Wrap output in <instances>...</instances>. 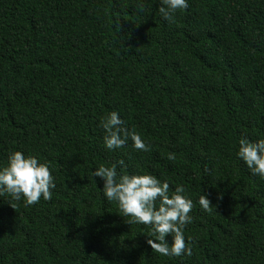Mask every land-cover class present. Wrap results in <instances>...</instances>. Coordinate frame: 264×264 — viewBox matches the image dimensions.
<instances>
[{
    "label": "trees",
    "instance_id": "1",
    "mask_svg": "<svg viewBox=\"0 0 264 264\" xmlns=\"http://www.w3.org/2000/svg\"><path fill=\"white\" fill-rule=\"evenodd\" d=\"M158 5L0 0V162L36 155L56 185L30 206L0 196V264H264V179L235 155L264 138V0H188L172 21ZM113 110L148 151L103 146ZM116 160L185 187L191 256L151 250L104 199L91 171Z\"/></svg>",
    "mask_w": 264,
    "mask_h": 264
},
{
    "label": "clouds",
    "instance_id": "2",
    "mask_svg": "<svg viewBox=\"0 0 264 264\" xmlns=\"http://www.w3.org/2000/svg\"><path fill=\"white\" fill-rule=\"evenodd\" d=\"M188 7V0H159L158 12L166 21H172L174 13ZM103 129V146L109 151L118 150L131 141L135 150L148 151L149 146L141 135L125 126L120 114L113 110L100 119ZM236 157L243 162L253 176L264 179V138L252 141L247 136L238 139ZM169 159H173L169 154ZM118 166L120 170L118 171ZM123 160L105 165L100 164L91 171L92 178L101 181L100 190L106 201L115 202L127 223L149 227L150 237L146 243L151 250L165 257L191 256V238L186 239L184 229L192 222L189 215L193 201L186 194L182 184L170 188L167 179H160L151 173H125ZM56 187L46 161L21 150L10 151L0 162V196L7 194L8 204L14 209V202L23 200L26 206L52 198ZM198 205L204 211L209 209V199L200 194ZM170 237V239H166Z\"/></svg>",
    "mask_w": 264,
    "mask_h": 264
}]
</instances>
